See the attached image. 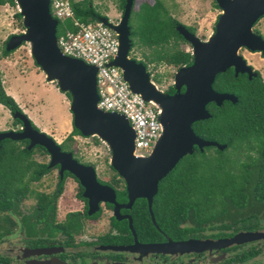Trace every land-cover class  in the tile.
Wrapping results in <instances>:
<instances>
[{
	"label": "water",
	"instance_id": "95a60500",
	"mask_svg": "<svg viewBox=\"0 0 264 264\" xmlns=\"http://www.w3.org/2000/svg\"><path fill=\"white\" fill-rule=\"evenodd\" d=\"M14 1L22 7L19 14L25 31L8 40L6 51L17 49L23 43L29 44V52L47 81L55 82L60 92L69 95L73 127L83 137L98 138L112 151L111 165L125 179L130 203L139 197L151 200L158 183L182 158L192 155L195 148L200 151L208 147L219 151L226 148V145L200 138L192 126L210 118L208 104L220 107L225 101L237 102L233 94L214 91L212 86L218 74L232 68L235 76L247 74L248 79L256 76L253 66L239 52L245 49L264 56V39L253 31L254 24L264 16V0H215L224 13L218 19L214 34L205 42L176 26L182 38L192 45V59L189 66H182L176 72L173 95L162 92L150 80L144 66L128 56L131 48L128 17L132 0H126L124 17L119 23L112 24L105 17L98 19L118 35V54L110 66L119 67L130 90L158 109L162 131L152 152L144 157L133 154L135 135L128 120L121 114L97 108L96 67L60 53L58 22L51 16L50 0ZM182 88L184 92H181ZM12 116L21 122V128L19 131H1L0 141L26 140L28 151L36 146L44 148L51 159L48 167L60 165L61 175L63 171L74 175L81 182L85 197L91 198L96 193L102 196L103 191L112 193L109 187L98 183L92 168L78 164L72 154L61 151L60 144L53 138L34 129L28 116L17 110ZM259 239H264V231L239 232L223 241Z\"/></svg>",
	"mask_w": 264,
	"mask_h": 264
},
{
	"label": "trees",
	"instance_id": "16d2710c",
	"mask_svg": "<svg viewBox=\"0 0 264 264\" xmlns=\"http://www.w3.org/2000/svg\"><path fill=\"white\" fill-rule=\"evenodd\" d=\"M6 2L15 3L0 0V4ZM70 2L76 19L81 22L103 18L92 7L91 0ZM125 3L126 0H119L120 9H124ZM215 6L218 7L216 3ZM133 15L136 26L132 25L131 18L128 21L130 38L137 37L140 44L154 46L153 60L177 67L191 64V54L174 47L184 39L176 30L177 21L168 15L161 2L155 0L153 5L146 4ZM16 16L21 19L19 13ZM65 28L72 29L70 20L58 22L57 35ZM8 53L4 47L3 56ZM255 73L256 76L248 79L247 74L235 76L230 68L216 76L214 91L233 94L237 102L225 101L220 107L208 104L210 118L192 127L200 138L226 145V148L223 151L214 147L203 151L195 148L192 155L181 159L161 180L159 196L166 201L158 208L164 215L188 219L198 228L207 225L220 232L264 228V81ZM0 104L11 112H21L1 83ZM13 122L21 124L19 120ZM32 127L36 129L33 124ZM79 135L73 127L62 144ZM27 145L26 140L0 141V214L16 208L14 200L27 190L29 181L39 179L47 171L48 166L32 159L35 153H46L45 149L36 146L28 151ZM156 206L155 203V209ZM0 220L7 219L0 215Z\"/></svg>",
	"mask_w": 264,
	"mask_h": 264
},
{
	"label": "flooded vegetation",
	"instance_id": "af4514ba",
	"mask_svg": "<svg viewBox=\"0 0 264 264\" xmlns=\"http://www.w3.org/2000/svg\"><path fill=\"white\" fill-rule=\"evenodd\" d=\"M142 47L152 50L151 58L147 62L130 59L144 66L162 92L173 95L174 76L167 88H160L162 72H151L159 63L153 60L155 47ZM59 144L61 151L72 154L78 164L92 168L98 183L112 193L103 191L102 196L96 193L85 197L74 175L68 171L61 175L60 165L47 167L51 159L46 152L49 161L38 163L44 164L47 171L28 184L40 182L50 171L55 172L56 183L45 189L27 188L24 194L19 193L22 199L14 200L16 208L2 213L7 220L0 221V264H264V239L223 241L239 232H259L264 228L220 232L207 225L198 228L188 219L168 217L158 208L166 201L158 189L151 200L139 197L130 203L126 181L111 165L113 153L106 144L100 142L104 148L100 164L78 156L74 147L67 150ZM67 183L72 184V197L65 195ZM21 202H27L22 210ZM16 228L17 237L13 236Z\"/></svg>",
	"mask_w": 264,
	"mask_h": 264
},
{
	"label": "rangeland",
	"instance_id": "374dc122",
	"mask_svg": "<svg viewBox=\"0 0 264 264\" xmlns=\"http://www.w3.org/2000/svg\"><path fill=\"white\" fill-rule=\"evenodd\" d=\"M158 1L167 9L168 15L178 22L177 28L181 26L187 31V27L193 29V35L202 42L207 41L214 34L216 24L222 14L221 9L215 6V0ZM154 2L155 0L131 1L128 20L132 18L131 22L133 26H136V20L133 19V14L139 12L140 8L144 5H153ZM91 5L96 12L110 20L113 24L119 23L124 17V9H120L119 0H91ZM17 13H19V9L16 3L14 5L8 2L0 4L1 86L6 95L15 101L22 113L28 117L31 115V122L36 129L46 132L48 136L55 138L58 143H62L67 137L66 131H68L66 129L68 128L67 117L70 113L69 95L60 92L55 82L47 81L41 68L36 65L31 56L28 43H23L17 49L9 51L6 56L2 54L4 47L6 50L8 40L12 36L21 35L25 31L22 17L21 19L18 18L16 16ZM253 31L257 32L260 36H264V16L254 24ZM132 40H134L135 45H132L131 41V48L128 53L129 58L134 57L145 61L149 56L151 58L152 50L150 48L142 47L137 37H133ZM177 49L190 54L192 53V45L185 39L184 41L178 42ZM239 55L247 59V62L253 66V71L259 73L264 81V56H261L260 53H252L245 49L240 50ZM151 68L152 65H150ZM180 68L182 67L160 62L157 67L152 68L151 72H162L163 79L160 81L159 87L165 89L172 83L173 76H175ZM26 110L32 113L24 112ZM13 121L12 112L0 104V132L9 130L19 131L21 125L15 124ZM100 142L102 141L96 137H83L79 135L74 136L72 140L64 142L62 148L70 150L74 147L78 151V156L92 159L93 161L96 160V163L100 164V157L104 154V148ZM32 159L36 162L47 163L49 156L46 153H35ZM53 175H55V172L50 171L48 176H44L40 182L32 183L30 186L27 184V187L30 190L36 188L45 189L50 186L54 187L56 180ZM50 180H53V182ZM65 190V195L73 196L72 184L67 183ZM20 199H22L21 195L17 200ZM24 200L27 201L28 198L26 197ZM26 204L27 202H21V210ZM4 214L1 213V217ZM60 215H64L63 211H60ZM13 236H19L17 228L14 230Z\"/></svg>",
	"mask_w": 264,
	"mask_h": 264
},
{
	"label": "built area",
	"instance_id": "2783aa9c",
	"mask_svg": "<svg viewBox=\"0 0 264 264\" xmlns=\"http://www.w3.org/2000/svg\"><path fill=\"white\" fill-rule=\"evenodd\" d=\"M49 6L52 18L61 23L70 20L72 25L57 35L60 53L96 67L97 108L123 115L134 130L133 154L148 156L162 131L159 112L130 90L119 67L110 66L118 54V35L99 21L76 19L70 0H50Z\"/></svg>",
	"mask_w": 264,
	"mask_h": 264
},
{
	"label": "crops",
	"instance_id": "0c3cea01",
	"mask_svg": "<svg viewBox=\"0 0 264 264\" xmlns=\"http://www.w3.org/2000/svg\"><path fill=\"white\" fill-rule=\"evenodd\" d=\"M24 112H28V110H26V111H24ZM29 113V112H28ZM27 113V114H28ZM32 112H30L29 114H31ZM30 117H31V115L28 117L29 119H30ZM31 120V119H30ZM72 120H73V118H72V114L71 113H69L68 114V117H67V126H68V128L66 129V130H68V131H66V135L68 136L70 133H71V131H72V129H73V124H72ZM42 131V130H41ZM42 132H44V131H42ZM45 134H46V132H44ZM65 134V133H64ZM55 141H56V139L55 138H53ZM57 142V141H56ZM58 143V142H57Z\"/></svg>",
	"mask_w": 264,
	"mask_h": 264
},
{
	"label": "bare ground",
	"instance_id": "6f19581e",
	"mask_svg": "<svg viewBox=\"0 0 264 264\" xmlns=\"http://www.w3.org/2000/svg\"><path fill=\"white\" fill-rule=\"evenodd\" d=\"M16 4H17V6H18V9H19V13H21L22 12V7H21V5L19 4V2H17L16 1ZM224 12H222V14H223ZM29 49H30V47H29ZM247 60V59H246Z\"/></svg>",
	"mask_w": 264,
	"mask_h": 264
}]
</instances>
